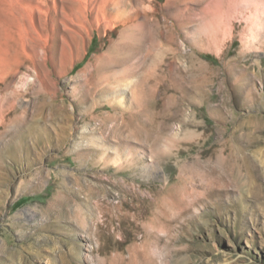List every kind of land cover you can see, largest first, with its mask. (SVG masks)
I'll return each instance as SVG.
<instances>
[{
  "label": "rangeland",
  "instance_id": "obj_1",
  "mask_svg": "<svg viewBox=\"0 0 264 264\" xmlns=\"http://www.w3.org/2000/svg\"><path fill=\"white\" fill-rule=\"evenodd\" d=\"M56 2L0 0V59L36 47L0 86V264H264V0Z\"/></svg>",
  "mask_w": 264,
  "mask_h": 264
},
{
  "label": "bare ground",
  "instance_id": "obj_2",
  "mask_svg": "<svg viewBox=\"0 0 264 264\" xmlns=\"http://www.w3.org/2000/svg\"><path fill=\"white\" fill-rule=\"evenodd\" d=\"M9 2L11 1H18V3H20V0H7ZM52 2V6L50 5H43L42 7L39 6H30L29 9H32L35 13H40L43 12L44 14H48L49 11H56V9L58 7H60L56 0H50ZM121 0H105L104 4H102V6H100L98 8V12H100V14L102 13V17L101 20H99V16H97L99 13L96 12V25L100 26L102 23V25H106V26H114L115 22L117 21V18L114 16L112 18V14H109L107 11L106 13L103 11L105 9H107V4L110 2L115 3V15L117 17H119L120 15V5L119 3ZM67 12L66 10H64L63 6L61 8V12H62V20L67 21V22H74V18L76 16V20L75 22L78 24H83V20H85L84 15L88 14L89 15V5L87 4L86 0H67ZM35 45H32L30 47V51H27L24 53V60L20 61L19 58H17V60L19 61L17 64H15L14 66H9V64H7V62H5V58L0 59V86H5L7 84V80L13 76V74H17L20 72L21 68H35L36 65V60H35ZM6 54V53H5ZM13 99V98H12ZM34 103H33V107L35 109H42L43 108V102H42V97L40 96V94H36L35 98L33 99ZM3 102V96H2V92L0 94V103Z\"/></svg>",
  "mask_w": 264,
  "mask_h": 264
}]
</instances>
